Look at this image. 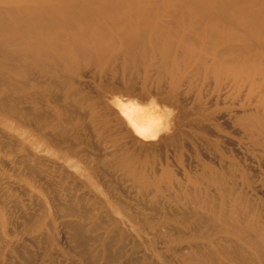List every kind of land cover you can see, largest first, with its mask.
Listing matches in <instances>:
<instances>
[{
	"label": "rangeland",
	"instance_id": "374dc122",
	"mask_svg": "<svg viewBox=\"0 0 264 264\" xmlns=\"http://www.w3.org/2000/svg\"><path fill=\"white\" fill-rule=\"evenodd\" d=\"M18 63L0 69V264H264L260 75ZM130 108L162 129L138 137Z\"/></svg>",
	"mask_w": 264,
	"mask_h": 264
},
{
	"label": "bare ground",
	"instance_id": "6f19581e",
	"mask_svg": "<svg viewBox=\"0 0 264 264\" xmlns=\"http://www.w3.org/2000/svg\"><path fill=\"white\" fill-rule=\"evenodd\" d=\"M237 1L0 0V69L14 73L12 59L46 70L56 62L102 67L121 58L124 66L141 62L173 74L198 62L252 81L260 75L254 85L263 86L264 0ZM125 115L144 140L164 125L155 109Z\"/></svg>",
	"mask_w": 264,
	"mask_h": 264
}]
</instances>
